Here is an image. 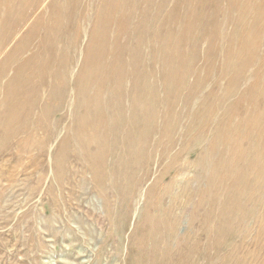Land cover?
Wrapping results in <instances>:
<instances>
[{"label": "bare ground", "instance_id": "1", "mask_svg": "<svg viewBox=\"0 0 264 264\" xmlns=\"http://www.w3.org/2000/svg\"><path fill=\"white\" fill-rule=\"evenodd\" d=\"M86 5L66 4L37 50L23 56L17 44L0 63L5 140L29 120L39 91L48 117L71 88L65 133L81 173L52 167V181L68 175L99 197L110 235L120 246L131 237L120 264L132 251L134 264H228L235 238L264 242V0H102L69 82ZM204 42L198 68V52L185 47ZM216 67L215 91L203 74Z\"/></svg>", "mask_w": 264, "mask_h": 264}, {"label": "rangeland", "instance_id": "2", "mask_svg": "<svg viewBox=\"0 0 264 264\" xmlns=\"http://www.w3.org/2000/svg\"><path fill=\"white\" fill-rule=\"evenodd\" d=\"M65 1L0 0V42H9L7 49H10H6L4 55L0 56V63L20 44L25 45L23 56L37 50L39 42L46 37L44 29L53 24L54 16L58 12L61 13L63 8H67L72 0ZM84 2L88 6L86 5L87 8L85 6L82 12L83 18L79 16L76 21L81 23V37L76 42L80 53L76 52L69 82L82 67L81 53H84L88 45L102 0H94L90 5L89 0H83ZM75 9L76 7L72 10ZM167 32L165 27L162 35ZM206 48V42L197 49L193 46L185 47L186 50L198 52L200 58L195 63L198 68L206 63ZM221 74L217 67L204 73L207 86L218 90L217 83ZM192 81L194 78L190 79L191 83ZM70 93L71 88L67 90L66 104L61 109L44 117L42 105L46 102V97L44 90L39 91L38 99H34L39 110L35 108L31 114V117H34H29L28 121L23 119L19 134L5 140L0 132V193H3L0 199V264H120L118 250L122 254L127 253L130 235L125 238L122 246L117 235H110L109 223L104 219V204L98 196L92 193L83 195L86 191L83 193L68 175L59 182L52 181V167H62L67 172L77 170L81 173V165L74 159L70 133H65V128L74 120V99ZM44 120L47 122H43ZM193 154L195 155L192 159L196 157L197 152ZM172 174L167 175L166 180ZM80 176L77 180L81 179ZM190 176L192 177L193 173ZM151 180L153 181V177L150 176L147 183H151ZM48 193L52 196H48ZM109 200L111 205L115 203L112 195ZM253 238L254 234H251V238L246 240L247 246H244L240 239L235 238L236 240L232 241L238 249L234 252L230 264H264V242L252 246ZM137 257L138 252L135 254L132 251L129 264H134Z\"/></svg>", "mask_w": 264, "mask_h": 264}]
</instances>
